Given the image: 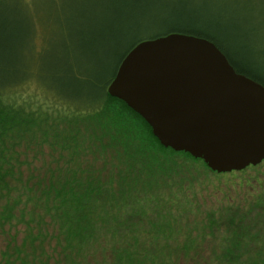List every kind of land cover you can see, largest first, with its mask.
I'll use <instances>...</instances> for the list:
<instances>
[{
    "label": "trees",
    "instance_id": "trees-1",
    "mask_svg": "<svg viewBox=\"0 0 264 264\" xmlns=\"http://www.w3.org/2000/svg\"><path fill=\"white\" fill-rule=\"evenodd\" d=\"M11 1L0 0V5L6 9ZM158 3L111 0L126 26L116 34L87 32L84 49L97 55L99 72L69 68L64 77L71 91L45 84L50 72L39 69L34 33L15 35L0 12V64L6 65L0 67V264H264V185L224 200L197 196L193 176L213 172L189 154L162 147L138 114L107 93L136 45L171 34L214 43L238 74L264 86V77L236 60L232 47L209 26L263 48L264 22L248 14L263 16L261 8L219 6L227 11L210 12L207 21L194 13L176 16L181 27L145 36L144 20L154 15L148 8ZM128 40L131 45L122 54ZM32 79L44 94L23 91ZM94 116L104 120L88 119ZM109 126L131 130L141 146L185 156L206 170L191 167L194 163L174 169L166 163H103L99 168L94 159L85 161L88 148L102 143ZM107 141L100 150H114ZM214 200L219 209L211 205Z\"/></svg>",
    "mask_w": 264,
    "mask_h": 264
},
{
    "label": "water",
    "instance_id": "water-1",
    "mask_svg": "<svg viewBox=\"0 0 264 264\" xmlns=\"http://www.w3.org/2000/svg\"><path fill=\"white\" fill-rule=\"evenodd\" d=\"M165 149L213 173L264 163V86L238 74L212 42L171 34L136 45L107 88Z\"/></svg>",
    "mask_w": 264,
    "mask_h": 264
},
{
    "label": "rangeland",
    "instance_id": "rangeland-1",
    "mask_svg": "<svg viewBox=\"0 0 264 264\" xmlns=\"http://www.w3.org/2000/svg\"><path fill=\"white\" fill-rule=\"evenodd\" d=\"M190 1L157 0L159 2L157 5L151 4L148 9L154 15L150 14V17L144 20L142 26L145 31H143V35H159L173 28L181 27V24L176 23L179 16H186L191 13L196 14L199 20L207 21L208 13L227 11L226 9L219 10L215 7L233 4H242L248 7L259 6L263 16L251 12L248 14L264 22V0L200 1L206 4L193 0L198 1L193 2L194 6L190 5ZM110 3L111 0H14L7 7L10 11L7 12V8L5 9L4 5H0V12L2 11L5 14L3 19L7 18V28H11V31L15 35L21 33L23 36L28 37L29 32L34 33L33 44L36 52L39 53V69L50 72L45 84L66 89L68 87V80L64 77V74L69 68L79 67L82 72L88 71L93 73L95 70L99 72L100 64L96 62L99 60L96 57L97 55H93L84 49L83 38L87 32L90 31L93 32L92 34L97 35V33H101L102 31L110 33L113 30V33L116 34L115 32H120V28L122 30L125 28L126 25L121 26L118 20L122 18H117L115 7ZM130 10L131 8L128 6L125 9V14H128ZM160 17L161 20L159 21ZM165 18H167L166 21H164ZM156 20L157 23L153 24L152 22ZM209 26L222 37L221 39L225 45L230 48L232 47L236 60L252 65L264 77V55L259 56V54L264 52V47L260 48L249 43L244 44L230 30H219L214 24H209ZM128 28L127 34L130 31ZM130 45L131 40H128L120 48L119 52L125 53ZM14 49L18 50V47L14 45ZM98 54L103 58V53ZM117 61L113 60L111 68H115ZM3 66L6 65L0 64V67ZM35 68L37 67L35 66ZM67 89L71 91L70 88ZM23 91L28 94H44V90L41 89L35 80L26 83ZM88 119L96 120L98 123L104 120L102 116L89 117ZM104 131L106 133L103 134L102 143L98 146L92 143V147L88 148L87 155L85 154V157H83L85 161L87 160L90 163L94 159L96 161L94 162L96 163L95 165L99 168L103 166V163H166L167 168L174 169L183 165L182 163H194L190 164V166L195 169L206 170L201 162L186 159L184 158L185 156L176 155L169 151H161L159 148H155L153 151L147 146H141L137 142V133L131 130L121 132L115 126H109ZM107 140L114 143V150H100L101 145L107 143ZM125 142H128L127 146L123 145ZM184 171L188 173L186 169ZM187 177L190 178V175L188 174ZM193 177L191 189H193V192L197 196L210 199L219 198L221 200L233 197L238 192L239 195H242V191L245 192V195H248V191L253 192L254 189L263 187L264 165L261 164L256 169L245 170L244 173L219 175L208 172L204 176L200 174L198 177L195 175ZM239 195L236 198H239ZM216 202L215 200L212 201L211 205L219 209L220 203L219 201L218 203ZM205 248L210 247L205 246ZM209 255L208 251L204 253V257H208Z\"/></svg>",
    "mask_w": 264,
    "mask_h": 264
},
{
    "label": "flooded vegetation",
    "instance_id": "flooded-vegetation-1",
    "mask_svg": "<svg viewBox=\"0 0 264 264\" xmlns=\"http://www.w3.org/2000/svg\"><path fill=\"white\" fill-rule=\"evenodd\" d=\"M251 168V167H250ZM249 169V168H248Z\"/></svg>",
    "mask_w": 264,
    "mask_h": 264
}]
</instances>
